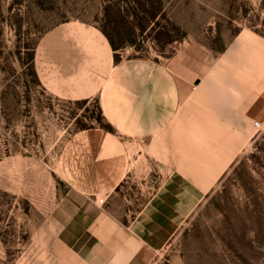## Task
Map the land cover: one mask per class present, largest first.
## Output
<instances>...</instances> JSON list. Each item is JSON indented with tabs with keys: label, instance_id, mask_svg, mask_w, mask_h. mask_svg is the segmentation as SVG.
<instances>
[{
	"label": "rangeland",
	"instance_id": "374dc122",
	"mask_svg": "<svg viewBox=\"0 0 264 264\" xmlns=\"http://www.w3.org/2000/svg\"><path fill=\"white\" fill-rule=\"evenodd\" d=\"M70 23L98 27L129 56L165 61L189 52L199 63L254 43L264 58V0H0V264H81L69 249L80 222L61 153L74 133L100 127L99 101L59 97L32 74V54L44 68ZM242 73L235 79L245 89L254 76ZM231 78L220 83L226 108ZM202 79L195 110H180L172 140L130 148L148 150L163 176L177 170L180 211L187 209L152 264H264V122L242 133L216 124L203 105L223 104L225 87L214 82L203 93ZM131 186L120 195L140 199Z\"/></svg>",
	"mask_w": 264,
	"mask_h": 264
},
{
	"label": "crops",
	"instance_id": "0c3cea01",
	"mask_svg": "<svg viewBox=\"0 0 264 264\" xmlns=\"http://www.w3.org/2000/svg\"><path fill=\"white\" fill-rule=\"evenodd\" d=\"M68 25L69 32L50 46L53 55L40 70L36 54L40 80L48 91L68 100L97 98L104 122L113 128L79 130L62 150L63 178L74 192L72 200L77 197L72 202L77 206L73 220L80 222L70 252L81 264H152L178 230L187 209L180 211L179 181L173 176L177 170L166 168L163 176L161 163L148 150L133 154L130 148L172 140L169 132L180 110L185 104L195 110L194 83L200 75L203 93L214 82L220 89L225 87L219 91L222 106L203 105L216 124L242 133V126L264 122L263 54L251 43L250 48L242 44L215 53L214 60L208 54L196 63L187 52L162 61L157 56H129L123 48L114 51L98 27ZM56 49L58 54H54ZM242 72L254 76L245 89L235 79ZM228 77L235 79V96L232 100L230 95L226 108L227 86L220 83ZM156 168L160 175L150 176ZM140 171L144 176L137 178ZM126 183L140 190V199L120 195ZM190 204H194L193 194Z\"/></svg>",
	"mask_w": 264,
	"mask_h": 264
},
{
	"label": "trees",
	"instance_id": "16d2710c",
	"mask_svg": "<svg viewBox=\"0 0 264 264\" xmlns=\"http://www.w3.org/2000/svg\"><path fill=\"white\" fill-rule=\"evenodd\" d=\"M101 31L104 33V35L109 40L110 45H111V47L113 48L114 51H117V50L123 48L122 46H116V44H114L113 40L109 38L108 34L105 31H103V30H101ZM117 59L118 58L116 57V60ZM32 63H33L34 71H35V72H32V74L34 76V79H35V81H36L37 84L43 85L42 82H41V80H40V77L38 75L37 69H36V54H34V53L32 54ZM98 121L100 123V127L101 128L106 129V130H109V131H112L113 130V128H112V126L110 124H107V123L104 122V118L102 116V111H101L100 108H99V114H98ZM88 128H90V127H86V128H83V129H88ZM218 210H220V208H218ZM188 232H189V229H187L184 232V236H186L188 234Z\"/></svg>",
	"mask_w": 264,
	"mask_h": 264
},
{
	"label": "built area",
	"instance_id": "2783aa9c",
	"mask_svg": "<svg viewBox=\"0 0 264 264\" xmlns=\"http://www.w3.org/2000/svg\"><path fill=\"white\" fill-rule=\"evenodd\" d=\"M98 202H99L100 204H103V203H104V199L102 198V199L98 200Z\"/></svg>",
	"mask_w": 264,
	"mask_h": 264
}]
</instances>
